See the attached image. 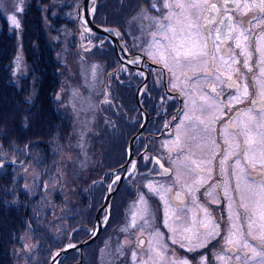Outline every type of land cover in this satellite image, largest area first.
<instances>
[{
  "label": "rangeland",
  "instance_id": "374dc122",
  "mask_svg": "<svg viewBox=\"0 0 264 264\" xmlns=\"http://www.w3.org/2000/svg\"><path fill=\"white\" fill-rule=\"evenodd\" d=\"M79 1L46 0L43 5H36L48 40L47 48L54 57V73L57 69L59 72V77L55 75L57 88L50 92L51 124L38 122V114L48 111V108L44 110V106L41 107L42 102L36 100L39 91H34L30 84V87L26 86V94L30 95L31 88V95L35 98V123L31 128L34 132L30 135L33 139L29 140V146L10 141L0 126V160H8L9 171L16 167L15 174L23 171L24 176H30L34 171L36 177L41 174L44 179L28 189V194L34 199L31 203L24 201L29 208L25 205L16 208L17 212L24 206L27 208L28 222L35 228L25 227L27 222L18 219L14 231L20 228L23 231L9 232L10 264L45 261L48 251L63 243V235L76 221L83 219L85 204L80 200V193H83L91 176L96 174L104 151L115 147L112 135L107 132H104L106 136L103 135L102 128L96 124L97 101L105 79L101 52L80 50L72 28ZM168 1L170 10L167 18L148 15L141 7L126 20L125 25L132 45L165 61L173 75V83L187 94L186 110L181 123L175 127L173 138L161 141L165 147L174 145L178 149L170 161L175 173L169 179L141 181L145 191L159 201L158 205L140 189L127 201V215L117 231L131 237L144 234L149 239L147 245L145 242L139 248L134 244L129 249L122 248L115 232L102 239L99 261L101 264H180L185 260L188 264H264V141L261 139L264 114H249L256 113L264 104V95L251 103L245 95L251 91L250 78H240L249 72L246 68L250 54L247 33L239 29L229 55L215 51L214 61L209 63L206 43L200 31L199 46L196 44L198 19L189 16L195 11L193 1ZM107 2L109 7L115 5L112 0ZM34 3L31 0H0V15L6 25L14 28L16 45L9 61L13 70L7 77L14 84L34 77L28 61L31 54L28 46L32 47L34 36L30 25L25 29L22 23L25 9L35 6ZM42 14L47 16L46 19ZM13 18L16 24H13ZM66 20L69 23L66 24ZM83 43V48L91 45L87 38ZM257 43L260 54L257 58L258 78L255 79L259 93L264 94V34ZM209 70H212L211 74H207ZM197 73L199 77L191 80L183 76ZM224 78H234V81ZM209 82L216 85L215 94H210ZM233 82L235 86L229 87ZM190 93H195L199 100ZM20 94L22 96L24 91ZM218 97H223V100L219 101ZM216 115L224 121L231 115L234 130L237 129L227 132L228 149L234 151L237 145L243 147L242 158L237 159L231 169L233 182L229 175L223 181L219 174V187L227 191L223 196L225 207L220 217L205 203L216 193L208 189L201 191L205 201L200 197L197 200L194 195L205 185L203 180L207 172L204 165L207 151L213 145ZM104 139L105 147L102 144ZM185 146L189 148L183 149ZM4 181L5 176L0 172V184ZM178 187H183L188 195L176 205L170 201L169 191ZM151 188L158 192L151 191ZM43 190L47 193L41 194ZM213 230L218 234L209 236ZM166 237L188 250L194 248L198 251L199 248V256L178 258L175 252L168 255ZM218 239L219 243L215 242ZM200 244L204 246L200 247ZM218 244V249L211 255ZM246 252L249 255H245ZM88 253L96 255V243L89 246Z\"/></svg>",
  "mask_w": 264,
  "mask_h": 264
},
{
  "label": "flooded vegetation",
  "instance_id": "af4514ba",
  "mask_svg": "<svg viewBox=\"0 0 264 264\" xmlns=\"http://www.w3.org/2000/svg\"><path fill=\"white\" fill-rule=\"evenodd\" d=\"M107 1L95 0L92 17L95 15L96 3L98 2L100 4L101 25L108 31L115 32L119 41L115 50L116 63L114 67H108L107 63V53L114 51L109 40L105 39L103 42L101 55L102 60L105 62L104 70L106 73L104 77L110 78L113 75L117 79L118 95L116 96V103L118 105L117 115L120 121L115 123L114 134H122V128L119 127V123H121L122 126L126 127L124 128L127 131L125 137L128 139L143 117L140 115L145 114L146 119L143 128L132 141V161L123 165L125 150H122V142L124 147L126 139L124 141L120 139L118 145L115 139V146L117 145L115 150L119 152L117 159L114 161L112 158L113 162L105 166L104 159L99 174L94 178L91 176V179L86 183L84 204L85 221L88 223L87 227H89L87 232L90 234L94 228H97V231L94 239L84 246L83 259H71L69 264H101L98 250L101 247L102 239L112 236L115 232L122 248L129 249L132 244L139 248L145 242L147 245L149 242L148 236L136 234L131 237L123 234L121 230H117L126 218L127 201L135 196L137 189L143 191L157 205L159 204L155 196L145 191L141 181H158L173 177L175 172L170 161L174 158L178 149L174 145L165 147L161 141L173 138L175 127L181 123L186 110L187 94L185 95V91L173 83V75H171L166 62L143 49L134 47L125 25L126 20L138 10L140 11L141 7L145 9L144 11L148 15L167 18L170 2L168 0H112L115 5L109 7ZM185 1H193L195 11L189 16L198 19V32L196 33L198 43L196 44L199 46L200 31L202 33L201 38L206 43L209 63L214 61L215 51L223 55H229L230 46L235 42V35L239 29H243L247 33V46L250 54L248 67L246 68L249 72L244 76L240 75V78H250L251 91L246 94V97L251 99V103H253V99L263 97L264 94L258 91L255 78H258L259 65L257 58L260 54L257 40L264 34V0ZM91 3L90 1L88 5H91ZM139 21L141 20L139 19ZM124 52L136 54L138 61L124 58ZM180 58L182 59L183 56H180ZM211 72L212 70H209L207 74H211ZM183 76L191 80V78L199 77V73L196 75L183 74ZM162 78H164L165 85L162 83ZM224 79L234 81V78ZM130 83L134 87H129ZM208 90L210 94H215L217 92L216 85L209 82ZM190 94L199 100L195 93ZM134 97L139 100L140 110L134 106ZM110 99L109 93L103 97L104 102ZM218 100H223V97H218ZM243 112L247 113L246 111ZM96 114L97 124V122L103 121L102 116L105 115V109L99 108ZM249 114L263 115L264 104L259 107L256 113ZM231 115L228 116L227 121L222 120L218 115L215 117L212 134L213 145L207 151L208 157L204 165L207 172L203 180L205 185L199 188L198 193L194 194L197 200L200 197L201 201H205L201 191L208 189L216 193L214 198L207 200L205 203L211 211H216L217 217H220L223 212V203H225L223 196L227 192L219 187V174L222 175L221 179L223 181L229 175L231 182H233L234 174H232L231 169L234 167L236 159L242 158L243 152V147L238 145L234 151L228 149L227 132L230 130L237 131V129L234 130L235 124L232 122ZM261 139L264 141V135ZM185 148L189 147L185 146L183 149ZM114 181L115 183H113ZM187 195L188 192L183 187L173 188L169 191L170 201L175 202L176 205H178L177 201H183ZM106 196L108 197L106 198ZM155 206L153 204V207ZM215 242L219 243V239ZM93 243H96V255L95 253H88V248ZM166 243L168 244L166 251L168 255L175 252L178 258L193 256L188 253L184 245L170 240L168 237H166ZM218 246L219 244L211 252V255L218 249Z\"/></svg>",
  "mask_w": 264,
  "mask_h": 264
},
{
  "label": "trees",
  "instance_id": "16d2710c",
  "mask_svg": "<svg viewBox=\"0 0 264 264\" xmlns=\"http://www.w3.org/2000/svg\"><path fill=\"white\" fill-rule=\"evenodd\" d=\"M31 1L32 3L35 2V6H27L23 15L25 18L22 20V23L25 24V29L29 27L28 24L30 25L34 36L32 44L33 49L30 45L28 46V51L30 49L31 53L28 61L32 67V74L34 77L28 80L25 78V81L19 82V84H14L15 82L11 80V78H7L11 75L10 72L13 70L12 64L9 66V61L11 60V55L12 52H14L16 45V42L14 41V28L6 25L4 18L0 15V126L7 132L10 141L13 143L20 142L27 144V146H29V140L33 139L30 135L34 132V129L31 128L35 123V98L31 95L33 94L31 93V88H29L30 95L26 94V86L28 85L30 87L31 84L34 91L35 89L39 91V97L36 98V100L42 102L41 107L44 106V110L48 108V111L39 113L37 120L41 125H47L51 124L49 118L51 115L49 111L52 109L49 104L50 92L56 89L58 85L57 78H55V75L58 76V74L56 71L54 73L53 68L54 57L51 55V51L47 48V46H49L47 43L48 40L44 34L42 20L39 16V8L36 6L40 4L43 5L46 0ZM42 17L43 19H46L47 16L44 17L42 14ZM58 22L59 21L56 22V25ZM65 23L67 24L69 21L66 20ZM9 31H12V33ZM29 39L32 40L30 37ZM23 91L24 94L21 96L20 93ZM27 96L29 97L26 98ZM24 114L27 117L24 116ZM107 157L109 158V156ZM12 169V172H10L7 164L0 168V172L5 176V181L0 184V264H10V246L8 244L9 232L13 231L15 233H21L23 231L21 228L14 231L17 227L18 219L27 222L25 227L35 228V226L28 222V211L27 208H25V206L28 207V205L24 201L31 203L34 199L28 194V189L35 186L36 183H40L42 180L44 181L41 174L36 177L34 171L31 172L33 173L32 175L24 176L23 171L16 175V167L15 169L12 167ZM46 193L47 190H43L41 194ZM35 194L36 193H33V195ZM84 198L85 194L83 191V193H80V200L84 202ZM22 205L25 206L20 212H17L16 208ZM84 216L85 212L83 213V219L86 220V216ZM84 223L86 222L84 221ZM72 232L76 238L81 236H77V233L73 230ZM66 234L67 232L63 235L62 239L66 237ZM17 235L14 236L16 242ZM49 252L50 251H48V255ZM22 255L26 256V253H23ZM46 260H42L35 264H46Z\"/></svg>",
  "mask_w": 264,
  "mask_h": 264
},
{
  "label": "snow or ice",
  "instance_id": "6c2138e0",
  "mask_svg": "<svg viewBox=\"0 0 264 264\" xmlns=\"http://www.w3.org/2000/svg\"><path fill=\"white\" fill-rule=\"evenodd\" d=\"M12 22H13V24H16L17 23V21L15 20V18H13ZM233 86H235V82H233L232 84L229 85V87H233ZM245 95H246V93H245ZM233 99H236V98H233ZM237 102H239V100H237ZM117 179H119V177H117ZM113 183H115V181ZM150 190L153 191V192H158V190L156 188H151ZM141 200H143V197H141ZM133 226H135V221L133 222ZM216 234H218V233H216L215 230H213L212 232H209L208 233L209 236H213V235H216ZM199 246L200 247H203L204 245L203 244H200ZM194 250H195L194 248H190L189 249V251H194ZM133 255H135V253H133ZM180 264H188V262L185 260V261H181Z\"/></svg>",
  "mask_w": 264,
  "mask_h": 264
},
{
  "label": "water",
  "instance_id": "95a60500",
  "mask_svg": "<svg viewBox=\"0 0 264 264\" xmlns=\"http://www.w3.org/2000/svg\"><path fill=\"white\" fill-rule=\"evenodd\" d=\"M66 250H68V247L63 248L62 250H59V252H60V251H66Z\"/></svg>",
  "mask_w": 264,
  "mask_h": 264
}]
</instances>
